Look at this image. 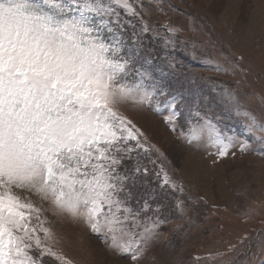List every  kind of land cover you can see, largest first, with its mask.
<instances>
[{"label": "rangeland", "instance_id": "1", "mask_svg": "<svg viewBox=\"0 0 264 264\" xmlns=\"http://www.w3.org/2000/svg\"><path fill=\"white\" fill-rule=\"evenodd\" d=\"M129 3L135 14L112 4L119 14L112 17L114 33L105 29L103 35L122 40L121 55L134 64L128 84L139 80L138 69L164 95L119 106L143 132L149 151L130 141L133 151L117 171L127 177L126 206L139 213L128 227L136 233L151 228L154 236L133 262L82 216L61 211L34 190H16L21 201L40 209L30 211L32 225L38 216L53 237L46 243L72 264H264V143L257 139L264 133L247 130L253 117L264 124V0ZM167 84H178L177 93L167 95ZM174 110L180 115L169 122ZM206 121L233 138L226 155L206 134L190 136V128Z\"/></svg>", "mask_w": 264, "mask_h": 264}, {"label": "snow or ice", "instance_id": "2", "mask_svg": "<svg viewBox=\"0 0 264 264\" xmlns=\"http://www.w3.org/2000/svg\"><path fill=\"white\" fill-rule=\"evenodd\" d=\"M112 4L135 14L129 0H0V264H45L44 256L72 264L46 243L53 237L38 216L32 225L30 211L40 209L16 190H34L82 216L133 262L154 236L151 228L136 233L128 227L139 213L126 206L127 177L117 166L133 151L130 141L149 148L119 106L150 104L164 92L138 69L139 80L126 82L134 64L121 55L118 36L108 41L103 35L114 33L112 17L119 14ZM179 115L174 110L166 119ZM252 120L248 132L264 133V124ZM205 134L227 154L233 138L211 121L190 128L193 139ZM257 139L264 143V136Z\"/></svg>", "mask_w": 264, "mask_h": 264}, {"label": "trees", "instance_id": "3", "mask_svg": "<svg viewBox=\"0 0 264 264\" xmlns=\"http://www.w3.org/2000/svg\"><path fill=\"white\" fill-rule=\"evenodd\" d=\"M158 58H160V59H162L161 57H158ZM159 64H161V63H159ZM159 64L157 63L156 65H152L151 67H152V69H157V67L159 66ZM174 73V72H173ZM173 73L171 74V76H170V78H171V80H172V75H173ZM126 188H128V186L126 185Z\"/></svg>", "mask_w": 264, "mask_h": 264}]
</instances>
